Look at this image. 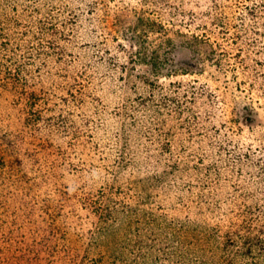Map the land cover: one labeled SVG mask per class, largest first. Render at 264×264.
Wrapping results in <instances>:
<instances>
[{
  "label": "rangeland",
  "instance_id": "rangeland-1",
  "mask_svg": "<svg viewBox=\"0 0 264 264\" xmlns=\"http://www.w3.org/2000/svg\"><path fill=\"white\" fill-rule=\"evenodd\" d=\"M27 1L0 0V15L5 13L0 20L9 16L7 32L29 29ZM240 2L245 0L223 1L235 25L245 9ZM109 4L94 14L99 42L94 52L108 44L114 53L108 56L118 53L119 63L129 61L127 78L110 68H89L92 89L77 99L64 88L71 77H62L58 69L54 75L62 87L47 83L57 92L46 108L60 101L80 118L89 112L91 130L81 139L73 126L66 133L57 124L49 133L22 125L25 101L16 93L22 88L15 92L0 85V123L24 133L18 153L11 156L15 164L0 168V264H80L83 254H104L100 264H122L121 258L128 264H171L163 251L182 248L191 264L196 257L219 264L220 252L233 264H264V23L243 29L236 39L213 33L218 52L209 57L189 37L202 32L201 21L189 12L204 10L207 0ZM15 13L24 14L20 25L11 19ZM54 14L51 20L61 19V12ZM82 30L76 28V34ZM144 46L147 53L132 59ZM70 50L76 54L80 48ZM238 52L247 67L239 63ZM153 55L162 66L158 75ZM77 62L73 69L84 65ZM146 80L160 84L153 96ZM108 82L117 86L101 89ZM81 98L90 106L79 105ZM143 98L154 101L139 109ZM120 106L125 114H137L138 122L124 119L125 130L117 135L110 124L118 120L114 114ZM40 138L53 145H39ZM90 184L91 198L104 204L102 216L86 200ZM48 198L64 204L57 224L67 230L66 238L52 235L57 229L47 220ZM176 221L190 222L188 234ZM67 244L80 255L67 253Z\"/></svg>",
  "mask_w": 264,
  "mask_h": 264
},
{
  "label": "trees",
  "instance_id": "trees-1",
  "mask_svg": "<svg viewBox=\"0 0 264 264\" xmlns=\"http://www.w3.org/2000/svg\"><path fill=\"white\" fill-rule=\"evenodd\" d=\"M28 1L24 4V11H29V17L26 22V26L29 28L27 31H24L23 33L17 31L16 34L7 32V25L4 23H8L7 20L9 19V16H6L4 19L0 20V73H2L3 80L2 84L0 85L5 89H12L15 92L22 88V91L16 92L20 94L19 97H21V99H24L22 101H25L24 113H26V116L21 119L22 125L31 126L41 131H43V129H48L49 133L54 132L53 126L57 124L63 125L64 131L66 133H69V130H71L70 127L73 126L75 128L74 132L76 137L78 136L81 139L80 134L82 132H88L91 130L90 118L88 116L89 112H82L80 118L77 116L78 113H76V111L71 109L68 111L66 108L67 103L61 106L60 101L54 102V106L46 108L49 103L53 102L52 94L55 96V91L57 92V90L54 88L49 90L50 86H48V84H51V86L54 87H59V85H62L59 84L57 80L58 78H56L54 75L55 69H58V72L60 75H62V77L72 78V80L71 78L67 80L66 86L64 88L66 89L67 93H70L71 96H73L74 99H77L79 93L89 92L92 89L91 84L93 82V74L89 68L95 66H98L100 70H108V68H110L114 71H120V73H122L120 75V79L127 78V73H129L131 70L129 61L119 63L117 59L119 56L118 53L115 54L116 56H108V53L114 54L111 48L108 47V44H106L107 48L99 46V50L94 52V48L99 44V42L96 40V28L93 29L92 26L93 22L95 21L94 14H99V10L103 6L110 7L109 1L114 0H65L64 2L62 0V2L59 4H55L54 2L51 3V0ZM207 1L208 6L204 10L199 12H189L191 17H193L194 20L201 21L202 25V32H194L191 35L189 34V37L192 41L191 44L195 46L196 50L201 52L202 47H205V49H207L206 53L211 54H208L209 57L216 55L218 52V49L216 48V44L218 43H216V39H213V33L216 34L219 32L226 38L236 39L235 36L238 34L242 37L241 31L243 29L248 32L249 29L247 27L251 26L252 24L256 23L260 26V23H264L261 22V19H264V0H245L243 3L240 2L245 7V9L242 11L240 16L241 19L240 22H238V25L237 23L235 25L231 22L230 14H228L225 8L226 3L223 4L224 0ZM18 7V5H15L14 10L17 11ZM97 8H99L98 11ZM55 10L61 12V19H58L57 15L55 18L56 21L55 19L51 20L56 16L54 14ZM4 15L5 13L0 15V17H3ZM22 18H24V14L15 13L11 19H14L15 25H20ZM78 27L79 29H83L81 33L84 32L82 43H79L82 34L80 32V34H76V28ZM47 37L49 38L47 39ZM77 41L78 43H76ZM120 46L121 50L123 49L124 51H128L126 44L123 42H120ZM71 47H74L75 49L80 48V50H78L75 54L70 50ZM146 49L147 46L142 47V50L140 49L138 53L133 55L132 59L147 53ZM84 50H86V52L83 53ZM241 51L245 52L243 50ZM242 52H238V56L241 59V62L239 63L244 65V67H247V64L244 62L246 59L244 58ZM89 53L92 56H90ZM74 56L75 59H73ZM91 57L93 58L90 59ZM158 57V55L152 56L154 62L153 65H156V68L153 70L157 75L162 72L161 63L157 60ZM75 61H78L77 63L83 62L84 65H82V68H79L78 70L73 69L71 65L75 63ZM45 74H48L47 78H45ZM114 83H105L101 89H105L106 85L108 88L112 86L116 87L117 83ZM146 83L149 86H153V88L150 89V95L153 96L152 94L159 83L155 81L150 82L147 80ZM113 87L112 89H114ZM0 95L3 96L1 92ZM146 99L147 98H143V100L140 101L139 109L154 101L153 99ZM80 104L88 107L90 106V101L88 102L85 100V98H81L79 105ZM46 109H53V111L55 109L61 110L46 116ZM87 111H89V109ZM123 111H125V107L120 106L114 114L118 120L110 124L113 125L111 127H114L115 131H117V135L122 134L121 131L124 128L121 126L124 125V123H122L124 119L131 118L133 121H135V124L138 122L137 114L131 115L127 112L125 114ZM81 119H83V121ZM12 128V125L0 123V168H5L15 164L16 161L12 160L11 156L18 153L19 142L24 139L22 128ZM39 140H41L39 145H42L43 147H49L53 145L49 144V142H46L44 138H40ZM88 140L89 142L93 141L91 139ZM95 147L97 149L96 145ZM35 160L37 162L43 161L40 158H35ZM16 167H20V165L17 164ZM12 168L15 169V166H12ZM56 168H58V165ZM24 173L25 175L27 174V172ZM84 185V187L87 186L86 184ZM94 192L95 190H93L91 186L89 196L86 198V200L88 203H90V205L91 203L94 205L95 213L102 216L104 214L102 211L105 209V207L102 202L101 204H98V201H95L93 198H91ZM62 203L63 202L60 201L55 203L53 202L52 204L51 199L48 198L45 202V205H48L45 212L48 216L47 220H50V224L53 226L55 225L56 227H54L57 229L55 232H53L54 230H51L52 235L62 234L63 236H60V238H66V234L68 233L67 230H62V228L58 226L59 223L57 224L59 216L62 215V211L64 209V204ZM175 223L178 224L179 228L183 230L184 234H188L191 226L189 221H176ZM210 228H212V232H216L218 229L217 227ZM185 244V242H182L180 245L182 246ZM67 245V253H70V251L75 252V250H77L76 248H73L72 244ZM170 252L171 251L165 249L163 251V256L165 259L170 260L171 264H191L187 262V259L190 255L188 254L187 249L182 248L180 251L174 250L171 252L172 254H170ZM75 253L76 256L80 255L78 250ZM26 255L27 253H24L23 255L19 256V258H25ZM87 255L83 254V261L80 262V264H100L101 261L104 260V254H100L96 257H91L89 254ZM219 258L220 261H223L219 264H233L231 259L226 261V258L222 256L221 252L218 254V259ZM194 259H198L193 260L195 264H207L205 262L207 260H201L198 257ZM120 263L128 264L122 258L120 259ZM137 264L141 263L139 262Z\"/></svg>",
  "mask_w": 264,
  "mask_h": 264
}]
</instances>
